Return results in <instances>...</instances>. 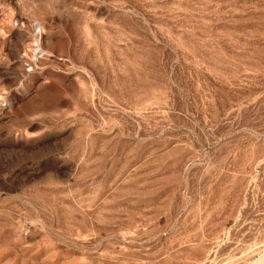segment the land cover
Instances as JSON below:
<instances>
[{
    "label": "rangeland",
    "instance_id": "374dc122",
    "mask_svg": "<svg viewBox=\"0 0 264 264\" xmlns=\"http://www.w3.org/2000/svg\"><path fill=\"white\" fill-rule=\"evenodd\" d=\"M0 264H264V0H0Z\"/></svg>",
    "mask_w": 264,
    "mask_h": 264
}]
</instances>
